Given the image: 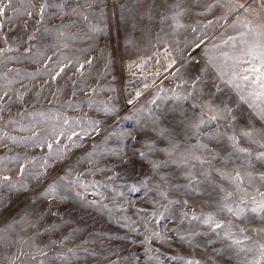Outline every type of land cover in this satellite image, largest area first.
<instances>
[{
	"label": "rangeland",
	"instance_id": "1",
	"mask_svg": "<svg viewBox=\"0 0 264 264\" xmlns=\"http://www.w3.org/2000/svg\"><path fill=\"white\" fill-rule=\"evenodd\" d=\"M236 2L0 0V264H264V149L240 135L264 103L239 78L264 8Z\"/></svg>",
	"mask_w": 264,
	"mask_h": 264
},
{
	"label": "snow or ice",
	"instance_id": "2",
	"mask_svg": "<svg viewBox=\"0 0 264 264\" xmlns=\"http://www.w3.org/2000/svg\"><path fill=\"white\" fill-rule=\"evenodd\" d=\"M232 0H229V3H231ZM258 2L260 3V6L262 8H264V0H258ZM251 3L252 0H246V3H239L236 2L233 7L231 8L232 12H236L240 9H243L245 11H252L251 9ZM211 7V5L209 6ZM4 11L3 8H0V14H2ZM44 11V6L42 5L39 9L40 13H43ZM29 16L32 15L31 12L28 13ZM179 15V14H178ZM250 24V22H249ZM249 24H246L245 27H249ZM183 25H180L178 22L176 24V27H182ZM250 34H251V40H242V48L240 49L243 57H245L242 61V63L250 65L249 67L244 69L245 73H251L253 74V76H249V75H241L239 78L240 80L250 83L252 86H254V90L249 93V96H252L254 98V101H259L260 103H264V24L259 25L257 28H250L249 29ZM245 34L241 33V37H244ZM236 37H229V40L234 41L236 40ZM201 45L198 43L196 45L197 48H199ZM211 59V58H209ZM171 67V65L169 66ZM229 83H231L229 81ZM195 86V85H193ZM237 87H239V85H237ZM219 90V89H217ZM5 95H7L5 93ZM241 99H244V97L242 96ZM249 107H254V104H250ZM209 111L216 113L214 115H211L209 117L210 121H215L218 119L219 117V112L217 111L216 108H209ZM221 111L224 112H230V109H223ZM203 115V113H202ZM257 117L260 120V127H256L255 125H250L247 129L243 130L240 135L244 138H247L248 140H250L252 143L257 144L261 149H264V108H260V110L256 113ZM220 118H224L226 119L227 117H220ZM207 121H205L204 119H201L200 122L198 124L193 125L194 128L199 129V127L206 123ZM73 135H76L75 133H73ZM72 137H68V139H71ZM231 140L235 141L236 140V136H231L229 137ZM49 148H51V145H48ZM173 150L178 149L180 147L179 144H173L172 145ZM241 151H244V149H240ZM169 155H171V153H169ZM261 157H264V152L260 153ZM191 159L194 161H199L200 163H204V161H200V157L198 156H191V157H185V163H187V161ZM21 172H23V166L21 167ZM249 179H252L251 174H247ZM4 180H9L10 177L5 176L3 178ZM258 179H260L261 181H264V174H260ZM233 182H239L236 184L237 190L238 191H242L244 192L245 190L240 188V183H243V177L241 176V174L239 172L236 173V175L234 177H232ZM56 191L55 187L49 188L48 189V193H46L45 195L48 194H54ZM221 191H224L223 189H221ZM256 192L259 194V196L261 197V200L259 202L256 201L255 197H253L252 202L254 204H256L255 207H251L249 210L252 213H258V212H264V192H261L260 189H256ZM245 194H247L245 192ZM161 195H163V193H161ZM233 196L232 192H226L224 199L227 200L230 197ZM224 208H227V211L229 213H232L233 216L236 217H240L243 214L244 209L240 208L239 205H237V210L234 211L233 208L227 204L223 205ZM193 219H198V217H196L195 215L193 216ZM204 223L206 224H213L214 223V229H220L225 227V224H222L220 222L214 221V218L209 215L207 217V219L204 220ZM229 227H231V222H229V224L227 225ZM239 231L241 233H244L246 230L241 228L239 229ZM255 231L257 232H264V228L261 229H256ZM226 238L232 239V233L228 232L225 233ZM0 239H2V237H0ZM252 238L249 236H244V239H232V243L234 245H242L244 243L245 240H251ZM55 243V242H53ZM259 249H260V254L262 257H264V243H261L259 245ZM245 249H241V251H244ZM247 251H251V249H247ZM40 255H46V253L44 252H40ZM35 256L32 257L33 260H35ZM10 264H15V260L11 259L10 260ZM189 264H192V262H189ZM196 264H198V262H196ZM255 264H260L259 260H257L255 262Z\"/></svg>",
	"mask_w": 264,
	"mask_h": 264
},
{
	"label": "crops",
	"instance_id": "3",
	"mask_svg": "<svg viewBox=\"0 0 264 264\" xmlns=\"http://www.w3.org/2000/svg\"><path fill=\"white\" fill-rule=\"evenodd\" d=\"M232 2H234V0H232ZM234 19H235V17L232 18L231 21H233ZM226 26H227V24H226V21H225V22L223 23V25H221L216 31H214L212 34H210L211 37H212V38L217 37L218 39H219L220 37H222L223 34H224L225 31H226Z\"/></svg>",
	"mask_w": 264,
	"mask_h": 264
}]
</instances>
